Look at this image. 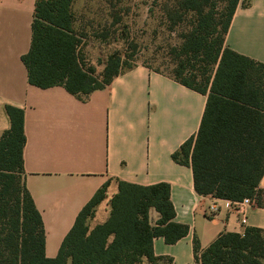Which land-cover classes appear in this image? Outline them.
<instances>
[{"label": "trees", "instance_id": "obj_1", "mask_svg": "<svg viewBox=\"0 0 264 264\" xmlns=\"http://www.w3.org/2000/svg\"><path fill=\"white\" fill-rule=\"evenodd\" d=\"M74 0H35L28 49L20 55L27 81L39 87L62 85L80 99L135 63L119 51L107 55L99 73L84 68L76 55ZM240 0H167L160 11L166 27L180 25L178 42L167 48L165 73L205 94L196 131L171 153L191 168L199 194L263 205L258 181L264 171V61L227 46L224 36ZM9 125L0 133V264H133L142 256L154 263L152 238L167 243L188 227L174 219L169 184L116 179L106 218L89 227L87 218L105 196L103 182L77 211L53 256L44 254L41 216L23 181L22 107L5 104ZM157 217L153 223L148 210ZM199 264H264V228L221 231L203 248L192 237Z\"/></svg>", "mask_w": 264, "mask_h": 264}, {"label": "crops", "instance_id": "obj_2", "mask_svg": "<svg viewBox=\"0 0 264 264\" xmlns=\"http://www.w3.org/2000/svg\"><path fill=\"white\" fill-rule=\"evenodd\" d=\"M34 6L35 0H0V133L9 125L5 104L22 107L23 181L41 216L46 256L56 253L79 208L105 181L96 223L106 218L109 210L100 206L116 191V179L169 184L174 219L188 230L171 243L152 238L153 253L171 258L166 264H199L192 253L193 236L203 248L221 231L264 228V171L258 181L263 205L252 198L242 223L234 200L197 193L190 166L170 156L196 131L205 94L141 63L84 99L59 84L29 83L20 55L29 46ZM224 42L264 61V0L239 1ZM209 205L215 208L209 211ZM156 217L149 208L150 223ZM155 262L142 256L133 264Z\"/></svg>", "mask_w": 264, "mask_h": 264}, {"label": "rangeland", "instance_id": "obj_3", "mask_svg": "<svg viewBox=\"0 0 264 264\" xmlns=\"http://www.w3.org/2000/svg\"><path fill=\"white\" fill-rule=\"evenodd\" d=\"M164 1L167 0H74L73 26L80 64L97 74L107 55L119 51L130 63L142 62L167 72L171 65L166 51L178 42L181 26L166 27L160 11ZM111 195L102 201L100 210H109ZM96 209L95 206L86 220L88 226L96 223ZM155 264L166 262L159 259Z\"/></svg>", "mask_w": 264, "mask_h": 264}, {"label": "built area", "instance_id": "obj_4", "mask_svg": "<svg viewBox=\"0 0 264 264\" xmlns=\"http://www.w3.org/2000/svg\"><path fill=\"white\" fill-rule=\"evenodd\" d=\"M252 202V198L249 197V196H243L241 199L239 200H234V203H235V206H236V209L238 210L239 212V220L240 222H245V211H246V207L248 205H250ZM215 207L213 205H209L208 206V209L209 211L213 210ZM242 232V231H241Z\"/></svg>", "mask_w": 264, "mask_h": 264}]
</instances>
